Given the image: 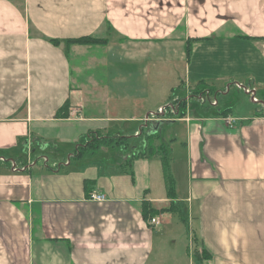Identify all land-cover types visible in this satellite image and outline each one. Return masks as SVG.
<instances>
[{"label": "crops", "instance_id": "crops-1", "mask_svg": "<svg viewBox=\"0 0 264 264\" xmlns=\"http://www.w3.org/2000/svg\"><path fill=\"white\" fill-rule=\"evenodd\" d=\"M83 36L106 44L64 43ZM220 82L264 91V0H0V264H264V113L192 115ZM195 87L211 97L166 119ZM164 122L185 222L141 213L170 203L152 198L160 156L132 158ZM96 131L113 139L86 149ZM116 138L135 145L92 161Z\"/></svg>", "mask_w": 264, "mask_h": 264}, {"label": "rangeland", "instance_id": "rangeland-1", "mask_svg": "<svg viewBox=\"0 0 264 264\" xmlns=\"http://www.w3.org/2000/svg\"><path fill=\"white\" fill-rule=\"evenodd\" d=\"M199 60H202V57H199ZM203 68H208L210 69L211 66L209 64H204V66L200 69V71H204ZM221 85L220 91L217 93V89H212V91H205L204 88H199V87H195L193 89L189 88L187 89V93H181L180 90L175 91L174 94H171V98L169 100V102L167 103L168 106L166 107L165 113H163V116L166 117V119H174L177 117V112L179 113V103L184 102V104L186 103V99L185 97L187 95H193L196 97H203L206 99H209V92L212 93L213 95H216V101L218 103V106L216 107H212L211 103H208L207 101H203L202 103H200L199 101H194V103H191V111H192V115H196V116H213L215 114L223 112L225 110H232L233 115L236 116H240L243 114H247V112L253 111L254 114H261L264 113V91L263 90H259L258 92H255L254 97L256 99L255 102H253L252 100V95L251 94H247L245 92V89H248L249 91L251 90V87L248 85V83H242L241 87H236V82H229L228 83H223L220 82L219 83ZM211 106H209L208 104ZM207 106L205 109L203 107ZM87 111H91L92 107L91 106H87L86 107ZM155 113V112H153ZM179 117V115H178ZM171 125L169 123H163L161 128H160V135H161V139L163 141V143L161 144L162 146L165 147V149L167 151H169L168 148V142H169V138H170V132H169V127ZM98 131H96L97 133ZM89 134V133H88ZM95 133H90L89 135H91L90 138L94 137ZM96 136V135H95ZM99 137L101 136V133L98 134ZM97 136V137H98ZM112 138V137H110ZM103 139V138H100ZM105 139V138H104ZM108 139V138H107ZM113 139V138H112ZM87 140V139H85ZM115 143L117 144L116 147L118 150H120L121 152H119L117 150V154L114 151H109V154H103V153H94L92 154V161H110L112 159H117L118 156H123V154L125 155L126 151H129L131 145L132 147H134L135 143L133 141H131L132 143H128L127 145V141H125L122 138H116L114 139ZM61 153L64 154L66 152V148L65 147H61L60 149ZM139 151L138 147L134 148L133 151V155L137 154ZM5 157L7 155H4ZM170 153H169V159H170ZM4 159L1 160L0 159V164H3ZM153 166H151L150 172L151 175L154 174L155 177H153V180L151 179V183H152V198H157L159 199L161 197V194L163 192L164 195V181L162 178V165L159 159H156L155 162H153L152 164ZM3 166V165H0ZM148 177L145 176H141L140 179L137 178V183L141 184V182H145L147 181ZM175 202V201H173ZM176 203V202H175ZM162 203L160 202H156L154 205L156 206H161ZM170 204V203H169ZM177 204V203H176ZM169 206V205H168ZM186 219V217H185ZM189 225L186 226V231H188L189 234H191V228L189 229ZM189 250L191 252V255L193 256L194 259H197L198 257V250L196 248H194V246L189 245ZM198 260V259H197Z\"/></svg>", "mask_w": 264, "mask_h": 264}, {"label": "trees", "instance_id": "trees-1", "mask_svg": "<svg viewBox=\"0 0 264 264\" xmlns=\"http://www.w3.org/2000/svg\"><path fill=\"white\" fill-rule=\"evenodd\" d=\"M54 43H59V41H54ZM64 43L67 46H70V45L95 46V45H104L106 44V41L103 39H98V38H94L91 36H83V37H78V38L67 39L64 41ZM67 103L68 102H66L61 108L58 109L56 115L59 118H66L68 116L69 105ZM178 109H179V113H178L179 118H182L184 116V111H185L184 102L179 103ZM222 114H225V112H223ZM98 134L99 132L95 133L94 137L92 138H90L91 135H88L90 136L89 137L90 141L86 144V149H94L95 147L100 146V144L108 143L109 142L108 140H112V138L100 139ZM95 135H97L98 137H96ZM158 138H159L158 134L148 135L145 140V147L143 151L138 152L137 154L133 155L132 158L152 156L154 154H158L160 156V160L162 163V175H163V180H164V185H165L166 197L170 200V204L167 208L156 211L150 206V204L147 201H143L141 203V213L144 219L151 218V217L157 216L158 214L165 213V212L177 213L179 219L182 222H185L186 215L183 212V209L179 206V204H176L175 202H173L175 198V183H174V179L170 172L169 151H167L165 147L162 145H159L158 147L154 146V142Z\"/></svg>", "mask_w": 264, "mask_h": 264}, {"label": "built area", "instance_id": "built-area-1", "mask_svg": "<svg viewBox=\"0 0 264 264\" xmlns=\"http://www.w3.org/2000/svg\"><path fill=\"white\" fill-rule=\"evenodd\" d=\"M239 87V86H238ZM245 92L247 93V94H251L252 95V99H253V101L255 102L256 101V99H255V97H254V95H253V93L251 92V91H249L248 89H245ZM212 105H215V103L214 102H212L211 103ZM159 113H163V111H162V109H159ZM154 117V115H151L149 118L147 117L145 120H149L150 118H153ZM223 121L225 122V125L227 126V127H230V128H232L233 127V125L235 124V119H230V118H225V119H223ZM89 198L92 200V201H96V202H101V201H104V196L103 195H101V194H91L90 196H89ZM150 223L151 224H155V219L154 218H152V219H150Z\"/></svg>", "mask_w": 264, "mask_h": 264}]
</instances>
